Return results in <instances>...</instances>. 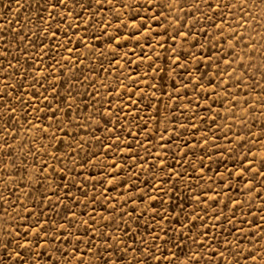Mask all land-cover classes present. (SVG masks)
Masks as SVG:
<instances>
[{
  "label": "rangeland",
  "instance_id": "obj_1",
  "mask_svg": "<svg viewBox=\"0 0 264 264\" xmlns=\"http://www.w3.org/2000/svg\"><path fill=\"white\" fill-rule=\"evenodd\" d=\"M136 2L113 0L111 11L105 4L92 17L88 33L73 27L68 33L72 43L61 49L58 45L65 44L64 29L69 24L80 25L81 20L65 10L64 24L56 37L44 38L37 47L40 37L33 33L42 28L37 27V0H19V4L17 0H0V89L13 93L14 104V97L21 93L30 101L23 109L26 117L17 104L16 118L7 123L0 102V197L4 198L0 200V242L11 239L4 228L28 231L31 240L28 225L37 218L48 221L46 228L53 222L59 228L64 217L76 213L74 235L61 247L71 256L79 236L84 264H96L84 242L92 240V251L104 244L92 229L84 235L83 221L89 216L93 217L89 224H94L97 232L120 237L132 248L143 250L141 241L151 244L153 236L160 237L154 241L160 251L151 248L161 257L160 264H167L164 257L171 256L177 247L185 254L190 247L202 252L201 264H261L264 177L252 168L260 169L264 156V5L260 0H246L244 12L221 8L213 15L211 9L217 2L238 4L239 0H179L178 4L175 0H153L138 13ZM121 3L132 8H122ZM161 4L165 6L161 8ZM69 8H73L71 3ZM95 8L93 4L90 11ZM156 14L160 18L153 21ZM117 15L119 19H113ZM79 16L89 18L84 12ZM101 18L111 22L112 27L105 25L106 32L119 37L118 49L116 39L109 46L107 35L100 40L93 38V34L99 35L96 21ZM142 18L137 39L133 35L137 29L131 25ZM118 23L121 27L117 30ZM217 24L221 28L217 29ZM149 28L151 34L145 35ZM233 30L230 47L227 35ZM73 31L85 37L81 43L94 46L77 44ZM73 47L75 51L69 53L67 49ZM173 48L186 67L172 65ZM9 62L16 67H8ZM40 73L57 87L59 100L54 99L57 93L49 84L39 79ZM33 76L39 80L36 87L40 92L47 89L48 101L44 103L51 102V109H34L36 100L31 99L32 89L28 88ZM6 84L13 87L6 88ZM17 84H22L19 91L14 90ZM57 107L63 111L56 112L53 119L50 112ZM104 113L109 114L102 118ZM37 124L41 129L51 127L45 134L34 130ZM58 128L66 129L68 135ZM53 135L57 139H51ZM5 142L9 149L4 148ZM42 161L50 165L46 179L37 175ZM245 165H250L249 173L237 178ZM109 179L116 183L109 184ZM249 181L251 192L245 187ZM113 204L117 208L109 218L111 228L103 227L108 221L102 222L100 217L108 216ZM128 212H132L131 219ZM125 228L127 236L122 231ZM205 232L207 244L197 248L192 241L202 240ZM168 238L172 242L165 244ZM9 247L15 248V243ZM51 248L44 244V249ZM249 250L257 255L256 261L246 259ZM212 252L216 255L210 256ZM220 252H224L223 257ZM6 257L0 250V259ZM147 259L148 264H155ZM179 259L182 262L184 256ZM44 260L41 257L40 264Z\"/></svg>",
  "mask_w": 264,
  "mask_h": 264
},
{
  "label": "snow or ice",
  "instance_id": "obj_2",
  "mask_svg": "<svg viewBox=\"0 0 264 264\" xmlns=\"http://www.w3.org/2000/svg\"><path fill=\"white\" fill-rule=\"evenodd\" d=\"M153 0H143V4L140 3V0H137L136 2V8L137 13L140 7H147L148 5L152 4ZM175 2L178 4L179 0H175ZM17 3L19 4V0H17ZM72 4L73 8H69V4ZM246 3V0H239L238 4H229L224 3L221 5L219 2H217L215 9H211V4H208V7L213 11V15L216 14L218 10L221 8H237L240 12H244V4ZM260 3L264 5V0H260ZM93 4L96 5V8L92 11L90 9L93 8ZM107 4L109 6V11L112 10L113 6V0H37V20L39 21V25H37L38 28H41L38 33H33V35H39L40 40L36 44V46H40L42 44L44 38L54 39L57 35V33L60 31L61 25L64 24V13L65 10H67L68 15L73 17L74 19L81 20L80 25H73L69 24L67 28L64 29V35L66 37L65 44L64 45H58V48H65L67 44L72 43L71 37L68 35L69 30L73 27L80 28L85 34L88 33V30L90 27H92V17L95 16L98 12L102 11L104 9V5ZM165 5L161 4L160 7L163 8ZM169 8L172 7V4H167ZM255 4H253V7ZM122 8H128L131 9V4H124L121 3ZM78 9V11L74 10ZM262 11H264V8H262ZM59 12V18L57 17V13ZM79 12H84L88 15L87 20H83L79 16ZM247 15V13H245ZM160 18L159 14L153 15L151 19L153 21H158ZM113 19L118 20L119 16H114ZM131 19L135 20L136 17L132 16ZM53 24L56 25V28L53 29ZM96 24H98L99 27V35L93 34V38L95 40H100L101 37H104L105 35L108 36V43L111 47V41L113 39H116V45L115 48L118 49L120 47V39L119 37L114 36L113 34L107 33L105 25L107 27H112L111 22H105L102 18L100 20L96 21ZM121 27V24L116 25V29L118 30ZM132 28L137 29V33H133V35H137V39H140L138 32L141 28H143V18L141 19V22L132 24ZM217 29L221 28L220 24L215 25ZM151 28H149L148 32L145 35L151 34ZM235 34V31L233 30L232 33L227 35V39L229 40V46L231 47V40L233 35ZM72 36H76V43L80 44L82 47H93L94 45H87L85 43H81L82 40L85 39V37L80 36L77 32L73 31L71 33ZM182 37H186L187 33H179ZM27 37H22V39H26ZM128 37H125L127 39ZM2 39V37H0ZM242 39V37H241ZM69 53L75 51V48H69L67 49ZM115 50V49H113ZM6 51V49H5ZM174 58L172 59V65H175L176 67H186L185 65L180 64L181 56L177 53V50L173 48ZM26 54V53H25ZM102 54V53H101ZM38 62V61H37ZM80 63H83V61H80ZM225 63H228L225 61ZM109 66L111 67V61H109ZM8 67L15 68L16 65L11 64L9 62ZM151 67V65H149ZM107 71V70H105ZM172 71L175 72V67L172 68ZM30 74V73H29ZM39 79H42L45 81V83L49 84V87L52 88L54 93H57L54 99L59 100V93L57 90V87L52 84L48 80V76L44 73L39 74ZM211 81H209L210 83ZM39 83V80L36 76L32 77V82L28 84V88L32 89L31 92V99L36 100V105H34L35 110H43V109H51L52 104L51 102L44 103L45 101H48V96L45 95V92L47 89H45V92H40L39 88L36 87V84ZM183 86V85H182ZM6 88H12L13 86L5 85ZM22 87V84H17L14 86V90L19 91V89ZM41 88L44 87L43 84L40 85ZM123 87V85H121ZM131 91V89H129ZM71 96V92L68 93ZM140 93L138 92V95ZM97 95H99V91H97ZM119 96V93H117ZM13 99V93L11 91H4L3 89H0V102H3L4 111L7 113V119L5 120V123H7L8 120H13L16 117H14V113L16 112V105L18 104L21 107L22 115L23 117H26L28 113L26 111H23V109L26 106H29L30 101H25L23 98V93L19 96H15V104L12 102ZM133 104L136 103V101H132ZM261 103H264L262 101ZM43 105V108L37 107L38 105ZM110 104V101H109ZM66 108H71L70 104L65 105ZM63 111L61 108L57 107L54 111L50 112V116L53 119H56V112ZM111 111V108L110 110ZM116 111H119V108L116 109ZM98 112V110H97ZM64 118L67 120L68 124L72 123L71 118H69L67 111H64ZM109 113H104L102 115L106 116ZM37 120L40 119V117H36ZM29 126L31 127V121H27ZM98 123V121H97ZM105 124H107V120H105ZM9 127H13L14 125H9ZM51 127V124L48 125V127L41 129L39 124L35 125L34 130L35 131H43L45 134L48 132V128ZM58 131H63L64 135H68V132L66 129L58 128ZM8 129H5V132H7ZM51 139L55 140L57 137L53 135ZM98 140L99 137H96ZM11 146L5 142L4 148L9 149ZM44 146H42V149ZM61 150V149H57ZM35 155V153H33ZM95 154H93L94 156ZM53 159L57 160V163H59V159L55 157V154H53ZM247 159V157H245ZM261 168L255 169L252 168V172H258L261 177H264V156L261 157ZM50 165H48L46 162L42 161L40 167L37 170V175L41 176V178L46 179V173L49 171ZM83 167V165H81ZM161 168H163V164H161ZM250 165H245L238 173L237 178H240L241 176L245 175L246 173H249ZM62 171H66V169H62ZM62 178V177H61ZM31 179V177H30ZM109 184L116 183V181L109 179ZM252 181H249L245 187H247L248 191L251 192L252 190ZM67 187V185H66ZM5 188H7V184H5ZM55 194V193H53ZM3 197H0V200H3ZM46 200H50V197H45ZM104 199H107V196L104 197ZM151 199H154L152 197ZM209 199L214 200L215 197H210ZM236 204V202H234ZM117 206L115 204L112 205L111 210L109 211L108 216L101 215L100 220L108 221V223H103V227L111 228V222L110 217L115 214ZM135 209L132 210L134 212ZM132 212H128L127 215L129 219L132 218ZM153 212H157L156 209H153ZM32 213L29 212L28 215H31ZM124 213H121V218H123ZM220 215H223V212L220 213ZM220 215H217L215 219L219 220ZM76 218V213H71L70 217H64V223L59 224V228L56 227V222H53L52 226L46 228L45 225L48 223L47 220L41 222L39 218H37L33 223H30L28 225V229L31 232V240H29L28 237V231L21 232L18 228H16L15 231H12L9 228H4L3 232L7 237H10V240H6L4 242H0V250L7 253V257L4 259H0V264H40L41 257H44V264H84L83 256L80 254L79 250V243H80V237L77 236L75 242L72 245V255L69 256L67 249L62 248L61 245H67L68 244V237L74 235L72 232V222ZM199 219V217H197ZM264 219V218H262ZM93 220L92 216L88 217V220L83 221V228H84V235H88V229H92L93 232L96 233L95 238H99L103 240L104 244L102 247H97L95 251H92V240H86L85 247L88 249L89 254L91 256L95 257L96 264H148V259L151 258V260L155 261V264H160L161 257L157 256L155 252L151 251V248L156 247V251H160V247H157L154 244L155 239H159L158 236H153V243L148 244L141 241L143 244V250L137 246L135 248H132L130 245L127 244V242L121 241L120 237H117L115 235H110L109 233L104 232H97L94 224H89V221ZM203 227V224L201 225ZM15 227V226H13ZM183 227V225H182ZM124 233V236L128 235V229L125 228L122 230ZM67 232L68 235L64 236V233ZM43 233V235H41ZM149 235H152V233H149ZM167 235V233H165ZM64 237L63 240L60 239V237ZM17 238H21L24 240V242L21 244ZM131 238V237H129ZM187 237L185 236V239ZM171 238H168L164 241L165 244L171 243ZM15 243V248H10L9 244ZM50 244L52 245V248L50 250L44 249V244ZM135 243V241H134ZM235 243V240L233 241ZM192 244L197 246V248H204L207 244V233H203V239L202 240H195L193 239ZM21 249L25 251H21ZM225 251H228V247L226 246ZM170 251V250H169ZM261 252H264V248L260 249ZM59 253V255H56ZM129 255H131V259H129ZM180 255L184 256V260L181 262L179 257ZM216 255L215 252H212L209 254ZM220 257H223L224 252H220ZM141 257H144L145 259H141ZM250 258L252 261H256L258 259L257 255H254L252 250L248 251V255L246 259ZM164 259L167 261V264H201V262L204 260V254L200 251H197L196 249L189 248V252L185 254L182 249L177 247V251L173 252L171 256L164 257ZM236 264H239L237 261ZM261 264H264V258L261 259Z\"/></svg>",
  "mask_w": 264,
  "mask_h": 264
}]
</instances>
